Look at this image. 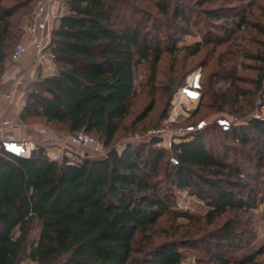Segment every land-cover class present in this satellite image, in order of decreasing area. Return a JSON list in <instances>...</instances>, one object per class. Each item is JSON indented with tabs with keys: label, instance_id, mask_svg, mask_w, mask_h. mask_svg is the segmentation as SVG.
Here are the masks:
<instances>
[{
	"label": "trees",
	"instance_id": "obj_1",
	"mask_svg": "<svg viewBox=\"0 0 264 264\" xmlns=\"http://www.w3.org/2000/svg\"><path fill=\"white\" fill-rule=\"evenodd\" d=\"M4 1L0 0V77L17 43L14 44L17 23L13 19L24 10L29 14L35 2L13 0L6 4ZM143 1H150L166 19L160 24L169 31L165 33L166 49L161 45L160 32L159 35L148 34L141 28L145 21L143 16L133 24L128 21L124 8L129 9L134 18L133 14L140 11V15H148L153 25L158 21L156 16L143 12L135 0H64L48 44L55 72L30 83L20 119L24 122L44 119L69 133L83 130L97 135L109 148L120 122L132 113L135 69L141 62L149 68L144 80L148 102L131 120L130 126L134 127L150 114L159 97L169 100L183 82L181 78L169 77L165 84L157 87V64L163 50L172 51L175 47L174 36L180 22L191 23L189 6L181 0ZM237 12L220 5L201 10L205 20L223 19L220 28L225 32L230 29L227 20L233 19ZM243 22L246 24L245 17L240 15L236 25L243 28ZM216 25L214 27L219 28L220 23ZM212 34L213 38L208 37L202 43L214 41L215 30ZM221 43V40L215 42ZM202 45L196 42L182 49L193 56L200 52ZM229 50L232 49L226 51ZM242 58L263 64L253 91L263 90L264 55L243 52ZM225 59L221 53L220 63L224 64ZM222 68L216 76L223 84L211 87L215 80L209 75L206 92L201 70L198 108L205 95L209 99L207 105L218 112L225 105L233 108L239 97L248 93L230 78L227 65ZM169 104L166 101L159 120L167 116ZM247 104L252 106L251 102ZM197 107L191 112L193 116ZM198 120L200 118L193 117L186 123ZM216 127L222 135L218 142L208 136L211 130H218ZM227 138L251 145L246 156L248 164L236 158L232 161L225 158L223 147H227ZM171 154L177 158V164L169 161ZM263 159L264 118L254 117L228 130L209 124L176 142L171 151L129 141L117 154L76 164L0 152V264H20L23 257L35 264H181L179 247L197 248L199 243L211 258L201 260L208 259L211 264H264L257 259L264 256V246L253 247L239 257L224 253L226 247H238L248 236L238 231L237 223L231 220L207 234L193 236L186 230L173 235L183 226L177 223L180 216L188 221L193 217L183 212L179 214L173 206L172 189H186L202 200L209 208L203 218L211 223L228 209L247 211L255 205L254 189L248 177L255 178L254 168ZM243 189H247L246 195L241 194ZM167 215L176 224L169 225L170 231L162 228L164 237L155 241L154 229Z\"/></svg>",
	"mask_w": 264,
	"mask_h": 264
},
{
	"label": "rangeland",
	"instance_id": "obj_2",
	"mask_svg": "<svg viewBox=\"0 0 264 264\" xmlns=\"http://www.w3.org/2000/svg\"><path fill=\"white\" fill-rule=\"evenodd\" d=\"M135 1L143 8V12L147 11L151 13L152 15L156 16V19L158 21H156L155 25H153L151 20L148 19V15H140V11H137L133 14L136 16V18H134L130 16L131 11L124 8L123 12L128 15V21L131 20L130 22L133 24L135 23V19H140V16H143V18H145V21L141 23V28L148 34H150V32H156L155 34H158V32H160L163 39L161 45L166 49L165 44L167 43V37L165 33H168L169 31L165 29V26L160 25L161 22L163 23L164 21H166L165 17H163L156 11V9L151 5L150 1ZM181 1L189 6L188 11L191 23L185 25L180 22V29L174 36L175 42L173 45L175 47H173L172 51L163 50L162 58L157 64V74L155 82L156 86L160 88L163 84H165L166 79H168L169 77H174L175 79L181 78V81L184 83L191 70L195 68H201L205 76V80L203 82V91L206 92V87L209 85V75H212L213 79L215 80L213 81V84H211V87L215 88L223 84L222 79H219L216 76V73L218 71H221V69H223L222 66L225 64L230 69V72L228 73L230 78L234 79L237 86L243 88V90L247 91L248 93L246 95H242V97H239L238 102L233 108L230 106L226 107L225 105L223 107V110H220L218 112H214V110H212L207 105L209 99L208 96L205 95L203 98V102L201 103L202 106L199 108L197 107L198 110L194 116L193 113H190L187 117L178 116L177 120L175 122H171L172 124L169 125L185 126L187 124H190L186 122L193 120V117L200 118L201 120V118H211L218 114H225L232 117L245 116V119L250 118V116L254 112H261L264 114V88L263 90H258L257 92L253 91L254 82L258 78L263 64L260 61L254 59L242 58L243 52H250L256 55H264V0H213L211 2H207L206 0ZM4 2L8 4L13 2V0H5ZM219 5L224 9L234 8L235 11H238L237 15L233 19L227 20L230 26L228 32H225L223 28H220L223 24V19L213 18L211 20H205L204 15L201 13V10L204 8H213ZM26 12L27 11L24 10V13H21V15L13 19V22L17 23V27L15 28L17 37L16 39H14V44L20 41L23 36V25L25 16L27 15ZM240 15H243L246 20V24L243 22V28H239V26L236 25V22L239 21ZM219 23V28L214 27ZM154 26H156L158 30L154 28ZM213 30H215L216 32V35H214L215 38L213 39L214 41L202 43L208 37L213 38ZM217 40H221L222 43L218 45L215 44ZM196 42H201V44H203L202 48L196 55L189 56L188 53L185 52V49L182 48L185 46L192 47ZM228 48H231L232 50H229V52H227L226 50ZM221 53L225 55L229 60L228 61L227 59H225L224 64L220 63L219 61V55ZM10 63L12 62L8 57L6 66ZM148 74L149 68L147 69L145 62H141L136 66L134 80L135 94L134 96H132V99L130 98L132 100V104H134L133 110L129 116H127L120 122V129L118 133H116L114 141L109 148H119L118 146H121L122 144L127 142V140H129L135 132L144 131L147 128H151L148 126H153L156 124V126L153 127H157L162 125L163 119L161 118L159 120V114L163 106H165L166 101L170 102L172 94L169 100H167L165 96L159 97L154 104L152 112L150 114H147V116L142 121L136 123L134 127L130 126L131 120L148 102V97L145 94L146 87L144 86V80ZM42 76L43 75H40L36 78H40ZM238 77L240 79L235 80V78ZM247 102H251L252 106H247L249 105L247 104ZM236 109L238 110L234 111ZM169 112L170 107L166 114L167 116H170L171 112L170 114ZM25 122L26 124L28 123L44 125L48 127L54 135L57 136L62 137L69 133L58 125L55 126L53 124L45 122L44 119H32V121L25 120ZM142 128L145 129L142 130ZM219 128L223 130L221 127ZM92 135L98 138L97 135ZM208 136L215 142H218L220 138H222L219 129L216 131L211 130ZM225 142L227 147L222 146L224 149H226L225 158H228V160L231 161L236 158L238 161L242 162V164H248V162L246 161V156L248 155L249 148L251 147L250 144L241 141L230 140L228 138L225 140ZM49 149L52 150L50 147ZM254 170L255 178L252 179L248 177V179L252 183V188L254 189L255 205L251 206L249 209H247V211L228 209L225 213L217 217L211 223H206L205 219L203 218V216L208 212L209 208L202 200L190 194L186 189L173 187V206H175L178 212H180V215L183 212L190 214L193 217L192 220L188 221L185 216H180L177 220V223L182 224L183 226H179L178 232L173 233V235L178 236L182 231L186 230H188V234H194L193 236L207 234L211 230L219 227L223 222L231 220L237 223L236 226L238 228V231L246 232L248 236L246 239L238 243V247H226L223 250L224 253L232 255L233 257H239L245 251L251 250V248L253 247L258 248L264 246V159L262 160L260 165L257 166V168H254ZM246 192L247 189H243V191H241V194L244 193L246 195ZM158 223L160 224L157 226V228L154 229L155 241L161 240L164 237V234L161 231L162 228H166V230L170 231L169 225L171 224L172 226H174V224H176L169 217V215L162 217L158 221ZM37 232L38 228L35 229L34 234H37ZM199 244L200 245L197 248L190 246L179 247V250L182 253L181 264H211L208 259L206 261L201 260L202 258L210 257H208V253L203 250V245L201 243ZM257 259L260 261H264V256H258ZM20 264L35 263L30 261L28 258L23 257Z\"/></svg>",
	"mask_w": 264,
	"mask_h": 264
},
{
	"label": "built area",
	"instance_id": "obj_3",
	"mask_svg": "<svg viewBox=\"0 0 264 264\" xmlns=\"http://www.w3.org/2000/svg\"><path fill=\"white\" fill-rule=\"evenodd\" d=\"M63 4L64 0H35L29 15L24 19L23 36L14 45L9 56L13 64H19L24 56L31 53L33 62L43 71L47 72V75L55 72L56 66L48 49V44L51 28L63 10ZM201 75L202 71L200 68L192 71L186 77L184 83L174 91L169 102L171 114L169 112L170 116L163 118L161 126L135 132L127 142H145L157 148L171 151L176 142L201 131L209 124L213 123L223 130H228L234 124L241 123L245 119V116L232 117L225 114H218L185 126L169 125L172 124L171 122H175L178 116H189L197 107L201 97ZM13 92H15V89L11 93L0 90V99L7 103L11 102ZM250 117L264 118V114L254 112ZM15 127L16 125L9 119L0 118L1 153L22 157H44L48 161L76 164L94 157L111 156L114 152L118 153V150L126 143L118 146L119 148H107L94 135L83 130H78L64 135L66 142L73 149L67 148L65 145L60 146L57 141L52 139L54 145L58 148L56 150H50L47 144H29L28 140L23 137L10 135L8 130ZM36 131L40 136L45 138L54 135L44 125L37 126ZM169 161L172 164H177L178 162L173 154L170 155Z\"/></svg>",
	"mask_w": 264,
	"mask_h": 264
},
{
	"label": "crops",
	"instance_id": "obj_4",
	"mask_svg": "<svg viewBox=\"0 0 264 264\" xmlns=\"http://www.w3.org/2000/svg\"><path fill=\"white\" fill-rule=\"evenodd\" d=\"M33 61V56L30 53L24 56L19 64L10 63L6 66L4 73L0 77V90L11 93L15 89V92H13V99L9 103L0 99V118H7L16 125L15 128L8 130L10 135L23 137L28 140L29 144H47L52 150H56L58 147L54 145V141H57L58 145H65L67 148L73 149L66 142L65 136L53 135L49 136V138L42 137L36 131V127L39 125L26 124L20 119V111L25 103L28 86L37 76H47L48 74Z\"/></svg>",
	"mask_w": 264,
	"mask_h": 264
},
{
	"label": "water",
	"instance_id": "obj_5",
	"mask_svg": "<svg viewBox=\"0 0 264 264\" xmlns=\"http://www.w3.org/2000/svg\"><path fill=\"white\" fill-rule=\"evenodd\" d=\"M114 154H117V152H115ZM114 154H113V155H114Z\"/></svg>",
	"mask_w": 264,
	"mask_h": 264
}]
</instances>
